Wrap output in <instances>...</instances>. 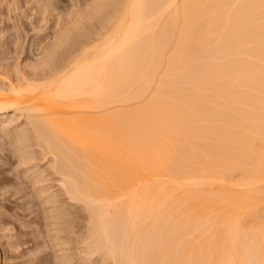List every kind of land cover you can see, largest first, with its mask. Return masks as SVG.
<instances>
[{"label":"bare ground","instance_id":"1","mask_svg":"<svg viewBox=\"0 0 264 264\" xmlns=\"http://www.w3.org/2000/svg\"><path fill=\"white\" fill-rule=\"evenodd\" d=\"M25 2L48 26L23 65L0 45V140L81 262L264 264V0Z\"/></svg>","mask_w":264,"mask_h":264},{"label":"rangeland","instance_id":"2","mask_svg":"<svg viewBox=\"0 0 264 264\" xmlns=\"http://www.w3.org/2000/svg\"><path fill=\"white\" fill-rule=\"evenodd\" d=\"M32 1V0H31ZM2 2V4H4V5H2V4H0V7H1V5L3 6V7H1L0 8V31H2V32H0V45H2L3 44V46H5V44L4 43H7L8 42V44H9V42L10 41H13V40H15V37H13V33L14 32H16V30L15 29H17V31H19V34H20V40L18 39V41L16 40V52L13 50V51H11V52H9L7 55H8V57H9V60L10 61H12V62H14V63H18V62H22V63H24L26 60H27V57H28V55H29V52H30V49H29V47H30V44H31V40H33V39H38V38H41L42 36H44V34L46 33V27L48 26V25H46V23L47 22H44V20L43 21H41V22H36V17L38 16L37 14H35L34 13V11H32V10H30L29 9V5H34V3L33 2H30V3H27V2H25V0H11V2H10V0H0V3ZM4 2V3H3ZM18 2H19V5H18ZM11 3V4H10ZM17 3V4H16ZM24 3H27V4H24ZM9 4V5H8ZM29 4V5H28ZM14 5H18V6H16V8H14V7H12V6H14ZM8 6H10V7H8ZM20 6V7H19ZM5 7V8H4ZM12 7V8H11ZM9 10H8V9ZM19 8V9H18ZM20 8H24V9H20ZM29 10H28V9ZM13 9H15V12H14V10ZM18 9V10H17ZM11 10H12V14H11ZM7 11V12H6ZM24 12V13H26V14H24V13H21V12ZM26 11V12H25ZM31 11H32V13H33V16L34 17H32V15H30V14H32L31 13ZM8 13V14H7ZM30 13V14H29ZM22 14V15H21ZM4 15V16H3ZM20 15V16H19ZM27 15V16H26ZM3 16V18H2V20H1V17ZM17 16V17H16ZM22 16H24V17H22ZM26 16V17H25ZM28 16H31V17H28ZM28 17V18H27ZM15 18V19H14ZM18 18H20V19H18ZM27 18V19H26ZM10 19V20H9ZM32 20V21H30V23H29V20ZM15 20V21H14ZM1 21H3V23L1 22ZM12 21V22H11ZM20 21V22H19ZM32 22V23H31ZM20 23V24H19ZM28 23V24H27ZM38 23V24H37ZM49 23V22H48ZM2 24V25H1ZM14 26V27H13ZM19 26H21V27H19ZM33 26V27H32ZM38 26V27H37ZM43 26H45V28H43L42 29V27ZM15 28V29H13V28ZM18 27H19V29H18ZM24 29H23V28ZM40 27V28H39ZM32 28H34V29H32ZM36 28H38V29H36ZM23 29V30H22ZM36 29V30H35ZM25 30V31H24ZM34 30V32H32ZM6 31V32H5ZM23 31V32H22ZM40 31V32H39ZM43 31V32H42ZM45 31V32H44ZM4 32V33H3ZM32 32V33H31ZM23 33H26V34H23ZM43 33V34H42ZM2 34H4V37H3V35ZM30 34V35H29ZM37 36H36V35ZM39 34V35H38ZM24 35V36H23ZM26 35V36H25ZM7 36V37H6ZM4 39H3V38ZM6 37V38H5ZM24 38H26V40L24 39ZM5 40V41H4ZM23 40H25L24 42L26 43H24L23 42ZM27 41V42H26ZM2 42V43H1ZM19 42V43H18ZM22 42V43H21ZM23 44V45H22ZM21 45H22V47H21ZM3 46H0V54L3 52V49L2 48H4ZM23 46H25V48L27 49V50H25V48H23ZM29 46V47H28ZM2 47V48H1ZM20 48H21V50H20ZM23 48V49H22ZM23 50V51H22ZM25 50V51H24ZM15 52V54H13ZM18 52H20V53H18ZM23 52V53H22ZM25 52V53H24ZM17 53V54H16ZM10 54V55H9ZM20 54V55H19ZM14 56V57H13ZM19 58H18V57ZM25 56V57H24ZM12 57V58H11ZM26 58V59H24V58ZM11 58V59H10ZM19 60H17V59ZM13 59V60H12ZM23 59H24V62H23ZM22 60V61H21ZM21 63V65H23ZM19 64V63H18ZM10 114H11V112H9ZM13 113V112H12ZM18 113V114H17ZM19 114H20V116H22L21 115V113H19V111H17V112H14L13 113V115H17L16 116V118L19 116ZM18 117L17 118V121L18 122H16L15 121V124L16 123H18V126H20L21 125V123H20V125H19V121L21 122L22 120H23V116L22 117ZM24 121V120H23ZM17 125V124H16ZM13 147H15L14 145H10L9 143H3V141L2 140H0V264H68V262H69V259H70V261H71V259H73L71 262L72 263H69V264H78V263H80V264H84V263H82L81 262V254H79L78 253V251H80L79 249H77L78 247L80 248V244H78V242L76 241V239H77V235L79 234V232H78V234L76 235V234H74L73 233V235H74V237H76V238H72V232H71V234L70 235H68V233H69V231L68 232H65V231H62V233H61V230H55L56 229V227L54 228L52 225L50 226V225H48L49 224V222H51L50 220H46L47 219V215L48 214H50V213H48V212H46L45 211V207L47 206L48 207V204L47 205H45V206H43V204H41V201H40V199L38 198V197H36V195H35V192H34V189H31V186H30V179H29V174L28 173H31V170H26L25 169V175L27 176L26 178H25V176H24V168H27V166L26 165H28V164H26V165H22L21 166V164H19L18 163V161H17V159H18V156H17V154H15L17 151H15V148H13ZM15 151V152H14ZM35 160H38V161H40V162H38V164H37V166H35L36 167V169H37V167L40 165V163H41V161L42 160H39V159H35ZM35 160H33V162L34 163H37V161H35ZM33 162H31V163H33ZM30 163V164H31ZM20 165V166H19ZM21 168V169H20ZM38 170H40V169H38ZM28 171V172H27ZM30 171V172H29ZM22 172H23V174H22ZM28 174V175H27ZM25 178V179H24ZM52 182H54V181H52ZM19 183H20V185H19ZM45 183H50V181L48 182V181H45ZM16 184V185H15ZM23 184V185H22ZM25 184V185H24ZM16 186V187H15ZM17 186H19V187H17ZM24 188H23V187ZM20 187H22L23 188V190H22V188H20ZM56 189V186H54L53 187V191ZM30 190V191H29ZM31 190H33V191H31ZM52 190V189H51ZM50 190V191H51ZM25 193H24V192ZM22 193V194H21ZM22 197H21V196ZM29 197V198H28ZM19 198V199H18ZM27 200V201H26ZM28 204V205H27ZM42 205V206H41ZM43 207V208H42ZM44 209V210H43ZM44 214H43V213ZM46 212V213H45ZM24 214V215H23ZM45 214H47L46 216H44ZM44 217H46V219L44 218ZM29 219V220H28ZM37 219V220H36ZM44 219V220H43ZM34 220V221H33ZM47 222H46V221ZM49 221V222H48ZM25 222H27L26 224H25ZM33 222V223H32ZM46 222V223H45ZM39 224H40V227H39ZM46 224H47V227H45L46 226ZM34 225V226H33ZM45 225V226H44ZM6 226V227H5ZM37 226V227H36ZM49 226V227H48ZM55 226V225H54ZM37 228V231L35 230ZM48 228V229H47ZM49 228H50V230H51V228H54V230L51 232L50 230H49ZM39 229H41V230H39ZM46 229V230H45ZM3 230V231H2ZM7 230V231H6ZM21 230H22V232H21ZM28 232V234L26 235V233ZM30 231V232H29ZM45 231H47V232H45ZM55 231L58 233H55ZM7 232L9 233V234H7ZM16 232H21L22 234L20 235V234H17ZM39 232V233H38ZM49 232V234L47 235L48 237L49 236H51V237H47L46 235H45V233L47 234ZM51 232V233H50ZM65 232V233H64ZM15 233L17 234V235H15ZM24 233H25V236H26V238H25V236H23L24 235ZM37 233V234H36ZM43 233V234H42ZM57 234V235H55V236H53V234ZM61 234V237L62 236H64V238L62 237H59L60 236V234ZM63 233L66 235L67 234V237L65 236V235H63ZM80 233H81V231H80ZM34 234V235H33ZM42 234V235H41ZM9 235H10V238H9ZM12 235H14V237L12 236ZM36 235V236H35ZM3 236V237H2ZM11 236H12V239H11ZM15 236H17V238L15 237ZM30 236H33L32 237V239L30 240V243L31 244H29V241L27 242V243H24L23 244V242L21 241V240H29V238L28 237H30ZM57 236V237H56ZM43 237H44V239H43ZM47 237V238H46ZM52 237H54V238H52ZM58 237L60 238V239H62V240H60V241H58L57 239H58ZM70 237H71V240H70ZM22 238V239H21ZM28 238V239H27ZM35 238V239H34ZM36 238L38 239V238H40V239H38V240H40V241H37L36 242ZM52 238V242L50 243V239ZM57 238V239H56ZM65 238H68L69 240H67V239H65ZM16 239H18L19 240V242H21L19 245H17V244H15V242H16ZM21 239V240H20ZM34 239V240H33ZM54 239V240H53ZM11 240H12V242H11ZM33 240V241H32ZM48 240V241H47ZM74 240L77 242V244L79 245H77L75 248L78 250H75L76 252L74 253V250H72V249H75L73 246H69L68 247V245L67 244H69L70 245V243H71V245L73 244L74 245V243H76V242H74ZM9 241V242H8ZM32 241V242H31ZM35 241V242H34ZM46 241V242H45ZM54 241V242H53ZM56 241H58V242H56ZM66 243V241H70V242H68V243H66L65 244V246L63 245V243L64 242ZM3 243V245H2V243ZM62 242V243H61ZM73 242V243H72ZM9 243H11V246H10V244ZM34 243H35V245H34ZM40 243V244H39ZM47 243H50L51 244V246H50V244H48V247L46 246L45 247V245H47ZM57 243H58V245H57ZM60 243H61V245H60ZM25 244H27L28 245V247H26V245ZM53 244H54V246H53ZM4 245H6V248H7V250H6V248H5V246ZM15 245V246H14ZM30 245H31V247H30ZM55 245H57V247L59 248V246L62 248L63 246L65 247V249H64V247H63V249H59L58 250V248L56 247L55 248ZM76 245V244H75ZM8 246V247H7ZM13 246V247H12ZM16 246H22V247H16ZM50 246V247H49ZM26 247V248H25ZM40 247V248H39ZM42 247V248H41ZM68 247V248H67ZM73 247V248H72ZM3 248H4V252H3ZM9 248H11V249H9ZM16 248V249H15ZM31 248V249H30ZM48 248V249H47ZM50 248H54L53 250L51 249L50 250ZM15 249V250H14ZM18 249V250H17ZM25 249L27 250V251H25ZM32 249H33V251H32ZM55 249H57L56 250V257H55V255H53V254H55L54 253V251H55ZM70 249L71 251H68V250ZM11 250V251H10ZM13 250V251H12ZM36 250V251H35ZM50 250V251H49ZM63 252H62V251ZM30 251V253H28ZM42 251V252H41ZM47 251H49V252H47ZM60 251V252H59ZM66 251V252H65ZM67 251H68V255H69V253H71V255L70 256H68L67 255ZM6 252V253H5ZM8 252V253H7ZM11 252H13V253H11ZM34 252V253H33ZM37 252V253H36ZM53 252V253H52ZM4 253H5V255L7 256V257H4L5 255H4ZM42 253H44V254H42ZM49 253V254H48ZM61 254L60 256H59V254ZM62 253H65V254H63L62 255ZM76 253H78V254H76ZM30 254H32V255H30ZM40 256H39V255ZM41 254H42V256H41ZM48 254V256H50V257H48V256H46ZM73 254V255H72ZM74 254H76V256L74 255ZM36 257H35V256ZM65 255V257L63 258L62 256H64ZM78 255L80 256V257H78ZM39 256V257H38ZM45 256H46V258H45ZM75 257V258H73V257ZM40 257H42V259H46L45 261L43 260L42 261V259L40 258ZM53 257V258H52ZM67 257V258H66ZM36 258V259H35ZM54 258H56L55 260H54ZM60 258V259H59ZM63 258V259H62ZM65 258H66V260H65ZM76 258H77V260H79V262L78 261H75L76 260ZM79 258V259H78ZM42 261H40V260ZM50 259V260H49ZM53 259V260H52ZM58 259V260H57ZM75 259V260H74ZM52 260V261H51ZM63 260V261H62ZM58 261V262H57ZM61 261H62V263H61ZM66 263H65V262ZM68 261V262H67Z\"/></svg>","mask_w":264,"mask_h":264}]
</instances>
